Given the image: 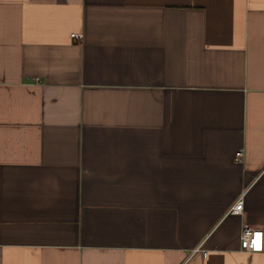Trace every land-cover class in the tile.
Listing matches in <instances>:
<instances>
[{"label": "crops", "instance_id": "crops-1", "mask_svg": "<svg viewBox=\"0 0 264 264\" xmlns=\"http://www.w3.org/2000/svg\"><path fill=\"white\" fill-rule=\"evenodd\" d=\"M248 227L264 0H0V264H264Z\"/></svg>", "mask_w": 264, "mask_h": 264}, {"label": "built area", "instance_id": "built-area-1", "mask_svg": "<svg viewBox=\"0 0 264 264\" xmlns=\"http://www.w3.org/2000/svg\"><path fill=\"white\" fill-rule=\"evenodd\" d=\"M73 37L81 38L82 34L73 33ZM39 81V79H36ZM243 152H239L237 160H241ZM244 210V201H238L232 208V212L240 214ZM241 248L245 252H258L262 251L264 247V232L248 227L242 231L241 237Z\"/></svg>", "mask_w": 264, "mask_h": 264}]
</instances>
